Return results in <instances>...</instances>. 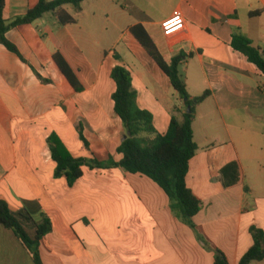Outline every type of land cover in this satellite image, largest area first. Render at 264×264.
<instances>
[{"label":"crops","instance_id":"1","mask_svg":"<svg viewBox=\"0 0 264 264\" xmlns=\"http://www.w3.org/2000/svg\"><path fill=\"white\" fill-rule=\"evenodd\" d=\"M38 2L6 0L4 18L11 22ZM63 9L75 22L61 25L48 12L7 32L20 55L0 42V201L35 221L50 217L42 263L214 264L220 250L239 264L254 243L251 228L264 230V74L232 41L242 34L264 48V0H85ZM177 14L181 23L168 32L163 23ZM138 24L166 59L186 55L180 71L192 97L210 91L193 122L198 150L187 184L202 208L190 221L155 181L122 167L84 166L72 186L55 176L52 134L75 158H123L125 126L111 76L117 65L131 71L138 105L152 113L158 133L181 117L184 101L130 30ZM57 52L82 91L59 69ZM234 160L241 179L226 187L221 169ZM0 264H37L1 222Z\"/></svg>","mask_w":264,"mask_h":264},{"label":"trees","instance_id":"2","mask_svg":"<svg viewBox=\"0 0 264 264\" xmlns=\"http://www.w3.org/2000/svg\"><path fill=\"white\" fill-rule=\"evenodd\" d=\"M84 1L39 0L25 15L8 22L4 18L6 0H0V42L20 55L17 47L6 36L12 27L33 23L48 12L57 13L58 22L61 25L73 23L75 18L64 11L63 7L72 5L80 8ZM260 12H253L252 15H259ZM130 30L169 76L174 89L184 101V109L180 111L181 117L174 114L168 132L164 135L158 133L153 124L152 113L141 109L138 105V93L133 86L131 71L123 65H117L111 74L117 83V90L113 95L115 110L124 123L125 133L131 132V136L123 139L118 148L123 158L120 161H115L112 157L104 161L75 158L59 136L52 134L48 139V144L52 158L57 164L55 176L58 178L65 176L68 184L72 186L83 176L84 166L103 169L122 167L127 172L140 174L155 181L169 195L172 208L190 221L202 208V202L187 184L190 162L198 150L193 128L195 106L203 102L210 95V91L192 97L180 72V64L186 59V55L179 54L166 59L142 24L135 25ZM232 47L246 56L250 62L256 64L264 74V48L256 46L251 39L242 34L234 35ZM54 61L74 90L82 91L83 85L59 52L54 54ZM189 106L192 107L190 113L187 111ZM221 174L224 186L230 187L237 184L241 179L239 163L235 160L227 163L221 169ZM0 222L14 231L32 252L37 264H43L39 250L40 243L53 227L47 214H43L40 221H35L26 210L13 212L7 202L0 201ZM29 223H31V228L28 226ZM251 233L254 243L241 258L239 264L264 261V230L252 227ZM214 264H229V261L222 251L216 250Z\"/></svg>","mask_w":264,"mask_h":264},{"label":"built area","instance_id":"3","mask_svg":"<svg viewBox=\"0 0 264 264\" xmlns=\"http://www.w3.org/2000/svg\"><path fill=\"white\" fill-rule=\"evenodd\" d=\"M180 23H181V17L180 15L177 14L171 17L170 19L166 20L163 23V26L168 32H172L174 29H176L177 26L180 25Z\"/></svg>","mask_w":264,"mask_h":264},{"label":"water","instance_id":"4","mask_svg":"<svg viewBox=\"0 0 264 264\" xmlns=\"http://www.w3.org/2000/svg\"><path fill=\"white\" fill-rule=\"evenodd\" d=\"M187 111L190 113L192 111V107L189 106L188 109H187ZM129 136H131V132L130 131H128L127 134L124 135V138L123 139H126Z\"/></svg>","mask_w":264,"mask_h":264},{"label":"rangeland","instance_id":"5","mask_svg":"<svg viewBox=\"0 0 264 264\" xmlns=\"http://www.w3.org/2000/svg\"><path fill=\"white\" fill-rule=\"evenodd\" d=\"M181 72V71H180ZM181 75H182V77L184 78V76H183V74H182V72H181ZM185 79V78H184ZM196 107H197V105L195 106V110H196Z\"/></svg>","mask_w":264,"mask_h":264}]
</instances>
